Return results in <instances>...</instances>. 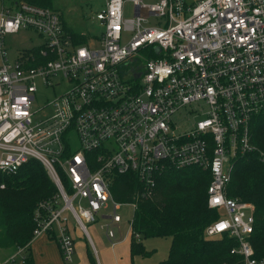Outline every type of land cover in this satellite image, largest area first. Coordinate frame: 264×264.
<instances>
[{
	"label": "built area",
	"instance_id": "2783aa9c",
	"mask_svg": "<svg viewBox=\"0 0 264 264\" xmlns=\"http://www.w3.org/2000/svg\"><path fill=\"white\" fill-rule=\"evenodd\" d=\"M104 1L93 15L101 30L78 43L55 8L0 0V171L37 159L58 189L36 206L33 237L53 236L71 260L72 220L91 240L88 223L101 216L115 240L123 204L134 216L164 172L196 166L210 171L207 204L220 215L205 236L237 241L217 264H264L251 242L255 204L227 195L238 158L264 161L255 140L264 124V0ZM21 30L40 41L12 57L7 36ZM128 172L139 189L120 202L113 178Z\"/></svg>",
	"mask_w": 264,
	"mask_h": 264
},
{
	"label": "trees",
	"instance_id": "16d2710c",
	"mask_svg": "<svg viewBox=\"0 0 264 264\" xmlns=\"http://www.w3.org/2000/svg\"><path fill=\"white\" fill-rule=\"evenodd\" d=\"M26 1L52 7V0ZM64 22V21H63ZM76 42H85L86 35L74 31L64 22ZM255 140L264 149V124L255 131ZM211 174L192 166L168 169L158 179L153 196L139 199L134 212L131 254L147 255L142 240L150 236L170 237L167 258L157 264H217L232 258L231 248L237 241L226 235L207 238L205 229L220 215L207 204V187ZM135 173L115 174L111 186L113 197L132 201L139 189ZM57 186L43 164L37 159L25 162L17 172L0 171V248L18 250L28 248L33 238V213L39 201L52 197ZM227 195L255 204V229L251 242L258 257L264 256V161L256 153L238 158L227 188ZM91 261H95L91 255ZM6 264H34L30 251L24 262Z\"/></svg>",
	"mask_w": 264,
	"mask_h": 264
},
{
	"label": "rangeland",
	"instance_id": "374dc122",
	"mask_svg": "<svg viewBox=\"0 0 264 264\" xmlns=\"http://www.w3.org/2000/svg\"><path fill=\"white\" fill-rule=\"evenodd\" d=\"M104 0H52V7L55 8L64 19L68 26L74 30H85L89 28L91 32L98 33L101 28L97 25L95 21L92 20V15H94L99 9L104 6ZM126 16H133L132 4L127 3L126 6ZM40 41L36 32L32 30H21L15 34L7 36V42L13 45L11 49V56L13 57L16 54V48L21 47H31L38 44ZM48 97H52L54 93L49 90H43ZM55 93H60L58 89L55 90ZM113 208L112 205L105 210L106 214H110ZM118 211L122 214L121 227L125 230H128L129 220L133 216V208L130 205L123 204ZM106 221L105 218L98 216L97 221L88 223L89 232L96 244V248L100 253L101 257V246L99 241H103L107 248L110 243L105 236V229L100 226L101 223ZM127 228V229H126ZM118 230V229H117ZM170 237L162 236H150L143 238L142 242L146 249L149 251V254L134 255L132 264H157L159 261L164 260L168 256L169 247H170ZM13 253V249H3L0 248V264H6L5 259ZM22 258L21 253H16L14 262H20ZM7 259V260H8ZM5 262V263H4ZM13 262V261H12Z\"/></svg>",
	"mask_w": 264,
	"mask_h": 264
},
{
	"label": "crops",
	"instance_id": "0c3cea01",
	"mask_svg": "<svg viewBox=\"0 0 264 264\" xmlns=\"http://www.w3.org/2000/svg\"><path fill=\"white\" fill-rule=\"evenodd\" d=\"M92 20L95 21L93 15ZM64 22L68 26V23L65 20ZM74 31L85 35H91L93 33L89 28L81 31ZM71 223L73 229L72 235L75 240V252L71 260L64 259L60 245L56 238L48 234H43L33 237L28 248H23L22 250L21 248L18 250H13V253L9 255V259L8 257L5 259V262H9L11 258L16 261V253H21L23 256L27 253V251H30L33 256L34 264H132L131 261H133L134 256L131 254L132 226L130 228V222L128 230H125L123 227H121V223L119 224V229L116 232L115 240L109 239L105 233L110 245L107 248V245H105L103 241H99L102 249L101 257L91 234L90 240L82 233L81 230L75 227L73 220ZM104 223H101L100 226ZM91 255L94 257V262L91 261Z\"/></svg>",
	"mask_w": 264,
	"mask_h": 264
},
{
	"label": "water",
	"instance_id": "95a60500",
	"mask_svg": "<svg viewBox=\"0 0 264 264\" xmlns=\"http://www.w3.org/2000/svg\"><path fill=\"white\" fill-rule=\"evenodd\" d=\"M137 76L139 75V74H136Z\"/></svg>",
	"mask_w": 264,
	"mask_h": 264
}]
</instances>
